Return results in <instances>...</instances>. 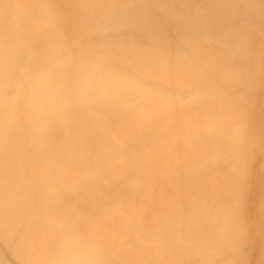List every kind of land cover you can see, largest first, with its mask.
I'll use <instances>...</instances> for the list:
<instances>
[{
    "label": "bare ground",
    "instance_id": "bare-ground-1",
    "mask_svg": "<svg viewBox=\"0 0 264 264\" xmlns=\"http://www.w3.org/2000/svg\"><path fill=\"white\" fill-rule=\"evenodd\" d=\"M70 58L171 101L11 103L21 69ZM62 220L112 264H264V0H0V264Z\"/></svg>",
    "mask_w": 264,
    "mask_h": 264
},
{
    "label": "clouds",
    "instance_id": "clouds-1",
    "mask_svg": "<svg viewBox=\"0 0 264 264\" xmlns=\"http://www.w3.org/2000/svg\"><path fill=\"white\" fill-rule=\"evenodd\" d=\"M177 39L190 45L187 38ZM12 87L15 91L11 103L37 115L72 102L147 100L164 106L171 101L158 89L104 58H70L46 68H24ZM236 139L239 145L246 140L243 122L237 124ZM21 247L25 254L23 264H112L107 243L72 220L57 222L46 229L42 239L22 241Z\"/></svg>",
    "mask_w": 264,
    "mask_h": 264
}]
</instances>
